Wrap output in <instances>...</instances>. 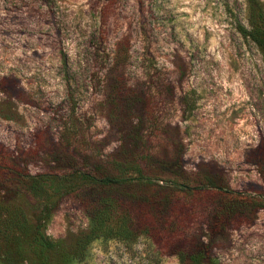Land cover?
Listing matches in <instances>:
<instances>
[{
	"label": "rangeland",
	"instance_id": "374dc122",
	"mask_svg": "<svg viewBox=\"0 0 264 264\" xmlns=\"http://www.w3.org/2000/svg\"><path fill=\"white\" fill-rule=\"evenodd\" d=\"M246 17L247 0H0V156L55 178L38 195L0 185V264H42L25 251L38 218L51 264H264L247 197L264 196V54ZM136 159L185 184L220 172L242 196L177 191L149 211L121 193L89 239L66 176Z\"/></svg>",
	"mask_w": 264,
	"mask_h": 264
},
{
	"label": "trees",
	"instance_id": "16d2710c",
	"mask_svg": "<svg viewBox=\"0 0 264 264\" xmlns=\"http://www.w3.org/2000/svg\"><path fill=\"white\" fill-rule=\"evenodd\" d=\"M247 26L238 24V31L243 37H248L264 54V9L258 0H247ZM259 166V173L264 177V146L261 147L260 158L253 161ZM132 170V172H129ZM67 184L71 192L80 193L82 200L86 202L88 213L92 220V226L88 232L89 239L108 232L104 221L110 220L115 209L112 208L114 198L118 194H126L137 202L142 203L149 211H156L158 207L171 203L174 192H179L187 197H202L208 194L221 197H241L242 193L231 187L228 180L220 172L214 171L198 176L194 184L181 183L174 179L161 178L154 172L150 165L141 159H136L132 165L127 166L123 162L114 163L111 170L103 166H97L93 171L82 172L76 175L70 174ZM68 180V178H65ZM55 178L47 173L32 174L27 168L7 163L0 156V185L16 189H23L32 195H38L44 189L46 182H53ZM69 181V180H68ZM103 195L102 199L87 202V193ZM249 199L258 205L264 206V196L251 197ZM156 225L163 223L170 227L169 221H159L155 215ZM43 218H38L30 239L26 242V252L37 254L42 264H51L50 257L57 252V242L52 241L45 234ZM158 231V230H157ZM179 260H183V254L177 253ZM193 253L190 258L195 259Z\"/></svg>",
	"mask_w": 264,
	"mask_h": 264
}]
</instances>
